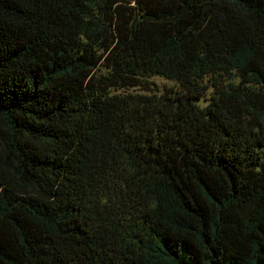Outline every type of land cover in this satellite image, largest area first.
Instances as JSON below:
<instances>
[{
  "label": "trees",
  "instance_id": "1",
  "mask_svg": "<svg viewBox=\"0 0 264 264\" xmlns=\"http://www.w3.org/2000/svg\"><path fill=\"white\" fill-rule=\"evenodd\" d=\"M0 264H264V0H0Z\"/></svg>",
  "mask_w": 264,
  "mask_h": 264
},
{
  "label": "rangeland",
  "instance_id": "2",
  "mask_svg": "<svg viewBox=\"0 0 264 264\" xmlns=\"http://www.w3.org/2000/svg\"><path fill=\"white\" fill-rule=\"evenodd\" d=\"M149 80L151 82V86L153 88L151 89H161L162 87L164 86H168V85H172L174 84L173 80H170V79H165L164 77L162 76H157V75H152L149 77ZM208 82V81H207ZM129 88H125V90H128ZM138 91H147V90H143L141 87H137V88H134ZM211 90V87H207L205 89V92L207 95H209V91Z\"/></svg>",
  "mask_w": 264,
  "mask_h": 264
}]
</instances>
